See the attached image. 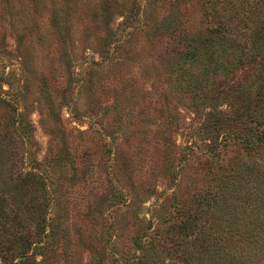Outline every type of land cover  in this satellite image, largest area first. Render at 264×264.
<instances>
[{
  "label": "rangeland",
  "instance_id": "obj_1",
  "mask_svg": "<svg viewBox=\"0 0 264 264\" xmlns=\"http://www.w3.org/2000/svg\"><path fill=\"white\" fill-rule=\"evenodd\" d=\"M236 2L231 15L243 10L247 24L264 16V0L247 17ZM219 9L0 0V259L16 258L19 240L28 264H192L183 260L192 241L216 222L230 226V244L200 264H264V136L248 150L221 135L245 123L264 131V89L249 91L264 58L234 48L248 36L211 37ZM189 41L209 44L212 60ZM238 55L212 80L213 63ZM188 68L199 84L191 91ZM250 94L252 117L202 127L209 111ZM228 172L240 174L232 185Z\"/></svg>",
  "mask_w": 264,
  "mask_h": 264
},
{
  "label": "trees",
  "instance_id": "obj_2",
  "mask_svg": "<svg viewBox=\"0 0 264 264\" xmlns=\"http://www.w3.org/2000/svg\"><path fill=\"white\" fill-rule=\"evenodd\" d=\"M236 1L237 0H213V3L215 5L218 4L220 9L217 11L218 12L217 16L215 15L216 16L215 24L213 25L212 28L209 29V32L214 34V36H211V37L212 38L213 37L222 38L223 36H226L228 32H232L234 36H248V38L250 39V41L248 42H241V41L235 42L234 41L232 43L233 45H235L234 48H236L241 54L245 55L246 57L244 58H253V56L257 54L259 50L263 54L262 57L264 58V43L257 40L258 37H261L264 35V19H263L264 16L260 14L257 15L259 16V20L255 21L257 22L256 23L257 25L252 26V24H249V23L247 24L246 23L247 20L246 19L244 20L242 16L243 10L240 12L241 15H236V16L231 15L234 11H237V9L235 8V4H234V3L237 4ZM244 1L246 3V6H244L245 7L244 14H245V17H247L248 14H251V12L257 8L256 7L257 3H259V1H262V0H248V1L244 0ZM230 11H233V12H230ZM197 42L198 41H193V42L189 41L186 43L188 46L192 47V50H189V51L191 53L197 54V57L199 56L205 59L208 58L207 61H211L212 60L211 58L212 50L211 49L209 50L210 48L209 44L208 45L202 44L198 46ZM198 47L200 49L199 51L197 50ZM241 56L240 55L236 57L232 56L231 58L226 59L225 64L221 62V59L219 60V62L217 61L216 63H213L210 66V70H211L212 75L217 76V77L216 78L213 77L212 80H216L218 78H223V77L228 76V74L231 72V69L234 66H236L237 63L240 62ZM262 64H264V60H262ZM207 65H209V63L203 64L202 67L207 66ZM205 70L206 69L204 67V70L202 72H204ZM194 71H195L194 68H191V69L188 68V74H189L188 77H182L183 80L187 81V86L189 87L190 91L192 90V88L196 89L199 85L197 82H194ZM251 85L253 84L248 83L244 86L245 88L247 87L249 88V86ZM253 87H254L253 90L249 89V91L251 94L254 93L255 95H257V92H259V90L264 89V75H263V81L258 82ZM238 89L241 90L242 87H239ZM246 93L248 94L249 92H246ZM251 94H250V97L247 96L244 99V103L240 107L238 105L236 108L229 106V108L226 110L220 109L215 112L209 111V113L206 116V119L202 122V127L204 129H214V128H217L218 126L225 127L229 119L234 120V119L239 118L241 121H243L245 118L250 117L252 115V110H250V103L252 99ZM228 104H230V101ZM240 113L243 114V116H241ZM239 129L240 130H238L235 133L230 132V130L228 129L222 130L221 135L226 140H229L232 137L236 138L240 143H242V146L248 150L255 148L257 145V141L258 140L261 141L262 137L264 136L263 130L259 131L256 126H252L246 123L244 125H240ZM228 166H231V165L228 164ZM28 173L31 174L30 171H28ZM226 175H228V178L231 179L230 185H232L234 181H236L237 179L235 178V176L236 175L238 176L240 174L236 172L235 173L228 172ZM31 176H33V174ZM214 198L216 197H214V194H212V199ZM235 198L239 199L238 196H236ZM200 210H202V208H200ZM4 215L5 214L3 212V208L0 207V225H2V218ZM214 223L216 222H213V224L212 223L208 224L213 228L211 232L206 231L204 235L199 236L198 238H195V240L192 241L194 250L192 253L188 254L189 259L188 258L183 259L184 261L186 262L192 261V264H195V263L200 264L199 262H201L200 260L205 257L204 252L206 251H209L208 253L209 259L213 261L215 254L222 252L223 247L228 246L230 244V240H231L230 239L231 233L229 232L230 226H228L224 230V228L220 227L219 224H214ZM48 231L49 233L51 232L52 234L51 229H49ZM1 242H2V232L0 231V243ZM24 243L25 242H21L19 240H16V241L14 240L12 244V251L15 250L16 255H17L16 258L0 259V264H28V261H29L28 252H26L24 248H20V246H24L23 245ZM36 245L41 247V245L39 244H36ZM202 255H204V257ZM222 255H224V256H221L222 259L227 258L225 253ZM221 264H224V263H221Z\"/></svg>",
  "mask_w": 264,
  "mask_h": 264
}]
</instances>
